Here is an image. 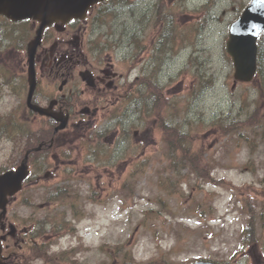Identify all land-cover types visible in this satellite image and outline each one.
<instances>
[{
	"label": "rangeland",
	"instance_id": "rangeland-1",
	"mask_svg": "<svg viewBox=\"0 0 264 264\" xmlns=\"http://www.w3.org/2000/svg\"><path fill=\"white\" fill-rule=\"evenodd\" d=\"M250 1L182 0L181 5L177 0H164L166 6L180 9L176 21L188 32L180 56L170 57L168 64L164 59L159 63L154 58H116V53L112 57L129 80L125 72L133 78L145 68L162 76L168 102L174 99L180 108H188L185 128L191 127V135L197 136L192 146L194 151H202L201 166L161 171L163 163L159 160L166 159L163 152L168 148V135L155 124L154 142L146 145L147 136L134 134L137 120L129 144H124L120 170L103 171L100 181L94 173L74 177L79 186L74 199L70 196V212L66 204L51 210L43 204L52 191L50 186L61 181L60 176L45 178L41 185L18 193L9 207V218L18 232L25 224L30 228L31 224L36 226L35 220H41L43 236L37 240L42 239L50 252L69 249L70 256L64 257L68 264H187L201 259L264 264V65L253 81L235 83V67L226 49L231 23ZM154 3L128 0L116 8H105L106 19L95 24L90 37L107 35L119 38V42L139 33L147 20H152L158 5ZM2 32L0 27V46L4 44ZM142 42L147 45L141 54L147 56L148 38L143 36ZM194 70L206 73L201 80L209 81L205 89L195 86L202 91L197 99L190 96ZM6 105L1 110L9 112L11 97ZM258 106L260 114L253 123L221 132L235 119L244 121L254 116ZM148 116L143 115L146 122ZM138 128L143 133L147 127ZM25 129L26 124L11 135L0 129V172L22 157L21 147L13 140L16 136L18 142ZM141 152L152 157L144 172L136 167L143 160ZM118 184L122 188H117ZM72 202L77 210L71 208ZM54 222L63 225L54 228ZM56 233L60 235L54 237ZM31 244L24 246L23 254L30 252Z\"/></svg>",
	"mask_w": 264,
	"mask_h": 264
},
{
	"label": "flooded vegetation",
	"instance_id": "flooded-vegetation-1",
	"mask_svg": "<svg viewBox=\"0 0 264 264\" xmlns=\"http://www.w3.org/2000/svg\"><path fill=\"white\" fill-rule=\"evenodd\" d=\"M87 21L74 20L63 26H49L43 33L35 55L37 89L33 94L34 103L50 112L68 116V127L55 132L60 121L54 117L42 118L33 114L34 118L44 120L45 127L41 124L37 137L40 143L44 144V149L51 146L47 142L48 139L53 141L51 157L56 162L53 170L62 169L66 173L63 175V183L67 185L62 193L69 197L75 188V185L70 184L74 176L94 173L96 181H100L104 178L103 171L120 170L124 144L128 145L133 135L130 133V124L139 120L134 134L147 136L146 145L154 142L156 124L154 91L149 72L136 73L127 83L112 58L115 53L122 57L127 55L124 46L126 43L111 37L106 44L103 43L104 47H99L97 42L87 37ZM34 26L37 27L35 21L26 31L20 27H12L10 30L3 27L4 43L8 41L12 46L2 44L0 48V107L9 93L13 94L14 98L26 97L28 75L27 61L24 59L27 58L25 40L33 34ZM132 42L131 55L140 58L147 43L139 44L138 38ZM148 43V54L143 58L149 61L154 58L155 53L159 55L169 48L168 42L159 41L156 44L154 38ZM11 47L13 49H10ZM94 51L98 53L95 54ZM86 74L89 78L85 80L83 75ZM16 88L17 90H14ZM128 88H131V93H124ZM21 89L25 91L23 95L19 93ZM128 99L131 100L129 105L134 116L129 119L123 116L124 106H129L125 103ZM147 107L149 116L146 122L143 115ZM142 126L147 127L143 133L138 128ZM168 152H163L166 154L163 158L168 156ZM139 157L143 160L136 167H140L139 171L146 170L152 157L145 152H141ZM126 161H123V164ZM159 162L163 163V168L166 167V160ZM114 178L116 179V175ZM36 182H39V179ZM8 222L6 217L0 226V234L6 236L3 238L4 264H18L20 261L15 260L16 252L11 250L17 242L16 234L12 239L7 229Z\"/></svg>",
	"mask_w": 264,
	"mask_h": 264
},
{
	"label": "water",
	"instance_id": "water-1",
	"mask_svg": "<svg viewBox=\"0 0 264 264\" xmlns=\"http://www.w3.org/2000/svg\"><path fill=\"white\" fill-rule=\"evenodd\" d=\"M97 1L100 0H0V13L14 20L39 19L42 22L40 33L46 25L55 20L66 21L72 17H84L89 7ZM263 30L264 2L253 0L242 16L232 24L230 38L227 42L228 52L233 57L235 65L234 76L236 79L242 81L253 79L257 71V40ZM64 126L65 123L60 127ZM27 174L26 157L16 170H10L0 175V208H6L8 195H13L20 189ZM1 217L2 215H0ZM192 264L214 263L196 262Z\"/></svg>",
	"mask_w": 264,
	"mask_h": 264
},
{
	"label": "trees",
	"instance_id": "trees-1",
	"mask_svg": "<svg viewBox=\"0 0 264 264\" xmlns=\"http://www.w3.org/2000/svg\"><path fill=\"white\" fill-rule=\"evenodd\" d=\"M263 65H264V34L261 36V38L259 40V59H258V73L259 74L262 73V71H263ZM208 82L209 81L202 82V89L206 88V85ZM259 114H260V106H258L256 108L254 116H250V118L248 120H244V121H237L235 119L234 122L230 123V125L227 127V129L221 130V132H225V133L227 132L228 133V132H233V129L238 130L241 123H244L245 125L251 124V123H253L254 120L258 119ZM220 124L226 125V122L220 121ZM179 136H181V137H179ZM189 137H190L189 132H186L183 130L181 131L178 127H175L173 125L171 126L170 138H171V140H173V141H171V148L172 149L179 148L180 146L182 148H185V149H183L182 159L187 163V165L194 164L196 166H201L202 161L200 159V155L202 154V151H194L193 150V147L191 145ZM179 139L181 142L177 141ZM42 254L44 256V263L45 264H66L65 263L66 260L64 259V257H67V255L65 253H59V254H53V255L46 254V256H45V251L43 250ZM71 264H78V263L74 262Z\"/></svg>",
	"mask_w": 264,
	"mask_h": 264
},
{
	"label": "snow or ice",
	"instance_id": "snow-or-ice-1",
	"mask_svg": "<svg viewBox=\"0 0 264 264\" xmlns=\"http://www.w3.org/2000/svg\"><path fill=\"white\" fill-rule=\"evenodd\" d=\"M261 2H264V0H261Z\"/></svg>",
	"mask_w": 264,
	"mask_h": 264
}]
</instances>
